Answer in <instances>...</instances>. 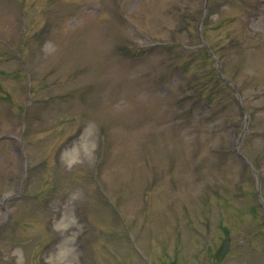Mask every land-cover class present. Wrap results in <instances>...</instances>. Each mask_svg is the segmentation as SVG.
<instances>
[{
    "label": "rangeland",
    "instance_id": "374dc122",
    "mask_svg": "<svg viewBox=\"0 0 264 264\" xmlns=\"http://www.w3.org/2000/svg\"><path fill=\"white\" fill-rule=\"evenodd\" d=\"M0 264H264V0H0Z\"/></svg>",
    "mask_w": 264,
    "mask_h": 264
}]
</instances>
